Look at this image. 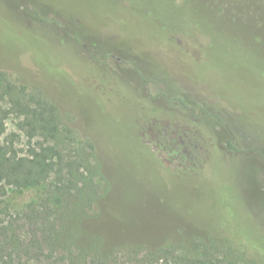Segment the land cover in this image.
Here are the masks:
<instances>
[{"label":"rangeland","instance_id":"374dc122","mask_svg":"<svg viewBox=\"0 0 264 264\" xmlns=\"http://www.w3.org/2000/svg\"><path fill=\"white\" fill-rule=\"evenodd\" d=\"M21 1L0 0V71L7 72L16 82L47 84L55 98L63 103L60 105L64 121L81 129L80 119L86 128L102 138L113 154L108 156L99 148L102 174L97 181L99 197L86 209L81 220V242L96 248L114 264H141V257L151 250L173 245L192 247L196 237L204 236L196 226L212 231L230 230L222 207L237 229L243 234L256 233L263 246L264 208L260 207V198L264 192V170L258 157L252 155L244 162L234 157L237 154H223L216 164L214 150L226 144L224 136L217 134L221 129L219 124L212 130L200 131L190 129L181 119L167 118L160 120V126L171 147L158 146L155 130L148 131L146 141L152 143V150L163 166L192 165L199 153L196 146L199 139L210 153L205 160L209 173H204L202 164L198 178L193 170L172 172L157 167L158 161L139 150L136 115L132 109H124L123 103L131 99L125 95L139 86L132 70L134 65L142 66L148 77L156 80L155 70L142 56L146 52L169 80L178 82L184 94L198 101L205 100V92L216 90L192 77L189 74L192 69L205 74L224 88L226 94L264 98V73L253 67L256 61L249 54L251 48H256L253 58L258 62L264 58V0H174L175 3L185 1L184 7H168L169 10L164 0H150L158 5L154 14L167 15L172 27H180L188 37L199 42L201 55L192 68L189 62L197 59V52L137 17L133 12L136 0H40L51 10L61 9L57 17L60 25L73 22L71 35L57 24L40 22L37 25ZM184 13L191 17L206 13L212 25L205 29L191 25L193 21L184 19ZM215 27L230 32V36L215 37ZM87 33L100 38L103 46L109 45L125 54L131 65L119 60L106 64L92 61L88 48L72 38L74 35L92 41ZM230 40L239 42L229 44ZM226 42L229 48H239V52L234 56L227 54L223 44ZM69 80L79 87L78 91L68 86ZM223 104L229 105V102ZM68 106L79 119H72ZM244 109L248 111L250 123L264 130V103L249 101ZM225 114L233 129L241 132L247 149L253 148V139L244 133L237 112L227 110ZM15 121L13 115L6 120L5 135L12 138L11 133L20 134L13 136L14 146L24 153L28 143ZM257 143L264 147L263 138ZM210 165L217 175L211 172ZM216 177H220L223 186ZM44 192V186H8L3 204L11 212H18L27 203L42 198Z\"/></svg>","mask_w":264,"mask_h":264},{"label":"trees","instance_id":"16d2710c","mask_svg":"<svg viewBox=\"0 0 264 264\" xmlns=\"http://www.w3.org/2000/svg\"><path fill=\"white\" fill-rule=\"evenodd\" d=\"M136 1L133 12L137 17L147 20L156 29L171 34L183 46L197 52V59L189 62V68L190 66L192 68L201 55L199 42L188 37L189 34L180 27H172L167 15L154 14L153 11L157 10L155 8L157 4L150 0ZM164 1L168 10V7L171 9L184 7L185 2ZM21 3L27 11L33 14L37 25L40 22L57 24L71 35L73 22L60 25L57 21L61 10L59 7L51 10L46 3L40 0H23ZM169 15L178 19L171 13ZM198 16L191 17L184 13L183 17L193 21L191 25H197L199 28L211 27L212 24L207 19L206 13ZM202 29L201 32L203 31L206 35ZM214 34L215 37L222 38L230 36V32L216 27ZM87 35L93 40L88 42L74 35L72 38L81 43L84 48H88L89 58L92 61L97 64H106L119 60L123 64L131 65L130 61L125 58V54L109 45L103 46L101 39L94 34L87 33ZM234 35L240 36L241 34L234 33ZM255 40H253V45L256 44ZM237 41L230 40L229 44ZM223 44L226 46L224 49L227 54L234 56L239 52L237 51L239 48L234 49L230 46L232 48L230 49L228 42ZM253 45L250 46L254 47ZM256 53V48H251L249 51L250 58L256 61V64L253 62L252 65L256 70L264 73V66H262L264 58L259 59L260 62H258L253 58ZM142 56L149 61L148 66L155 70L156 80L148 77L142 66L134 65L132 70L139 86L125 95L131 99L127 104L123 103V108H130L135 113L136 143L139 145V150L158 161L157 167L172 172L193 170L198 178L202 174L199 169V165L202 164L204 173H209L205 160L210 157V153L199 139L196 145L199 153L192 165L185 168L163 166L157 153L152 150V143L146 141L148 131L155 130L158 132V146L171 147L172 144L168 143L160 126V120L168 118L169 120L181 119L190 129L200 131L204 128L212 130L213 126L219 124L221 129L217 130V134L224 136L223 140L226 144L223 148L214 150L215 163L217 164L223 154H237L233 156L244 162L254 155L258 157L264 170V147L257 143L260 137L264 139V130L250 123L248 111L244 109L249 101L264 103V98H242V96L226 94L224 88L205 74L192 69V72H189L192 77L202 80V84H208L216 90L207 94L205 92V100L198 101L184 94L178 82L173 79L169 80L167 74L159 70L158 64L151 59L148 52ZM150 61L155 64L151 65ZM68 86L73 87V90H79V87L73 86V80H69ZM218 99L219 105L216 104ZM233 99L237 101L233 102ZM224 101H228L229 105H224ZM60 103L62 102L55 98L54 91L44 82L38 81L33 84L16 82L8 76L7 72L0 71V264H114L112 259L96 248L85 246L80 240L83 233L80 227L81 220L86 209L90 208L99 197L97 181L102 177L99 148H102L108 156H113V154L103 144L102 138L86 128L69 106L73 115L72 119H79L81 129L64 121L65 116H63ZM227 110L237 112L243 124L244 133L253 139L251 143L253 148L247 149L241 132L234 130L227 121L225 114ZM11 115L16 118L15 126L28 143L27 151L24 153L14 146L13 136L19 137L20 134L11 133L12 138L5 135V123ZM210 169L217 175L214 166ZM216 178L223 186L220 177ZM8 186L16 188L44 186L45 192L42 198L27 203L20 211L11 212L3 204ZM218 191L221 193V189ZM261 195L260 207L264 208V192ZM220 209L230 230L212 231L209 228L207 230V228L196 226L204 233V236L196 237L192 247L163 246L145 253L140 263L237 264L240 262L264 264V245L259 244L257 240L260 238H256L254 232L243 234L232 224L230 217L222 207Z\"/></svg>","mask_w":264,"mask_h":264}]
</instances>
